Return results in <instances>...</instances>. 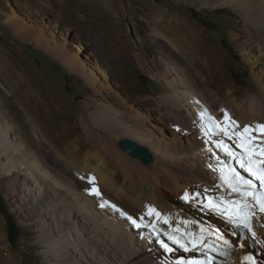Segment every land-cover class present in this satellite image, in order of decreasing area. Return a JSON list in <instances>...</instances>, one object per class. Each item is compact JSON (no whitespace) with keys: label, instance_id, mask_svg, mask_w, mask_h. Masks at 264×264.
Returning a JSON list of instances; mask_svg holds the SVG:
<instances>
[{"label":"rangeland","instance_id":"obj_1","mask_svg":"<svg viewBox=\"0 0 264 264\" xmlns=\"http://www.w3.org/2000/svg\"><path fill=\"white\" fill-rule=\"evenodd\" d=\"M63 1L0 0V63L3 66L0 70V108L9 117V120L4 121V125L14 132L12 136L15 138V141L10 139L8 142L15 148V152H7L6 158L17 163L27 175L30 170L36 171L38 177L35 182L40 189L46 182L49 186H62L68 191L69 198L63 207L75 205V200L80 199L78 195L85 193L84 197L88 199L83 201L90 200V204L96 206L94 209L92 207V210L98 214L105 234L108 231V237L104 234L99 240H111V244L117 249L127 237L136 241L135 236L139 234L137 230H129L134 226L130 225L127 216L137 221L144 216L146 223L154 221L155 217L145 215L148 207H152L163 217H169L167 224L170 225L171 218L181 210L184 203L179 197L175 199L167 195L170 186L167 183L171 180L167 179L168 173L163 172V168L158 166L156 173L149 177L151 181H148L146 176L135 174L137 168L140 171L147 170L152 162L143 164L127 155L119 148V142L129 139L142 147L146 146L136 135L119 129L108 132L101 125L92 122L95 111L100 109L99 104L104 105L109 112H114V115L117 113V120L121 125L138 127L144 133L150 132L156 137H162L161 127H164V139L169 141L170 138H175L180 146L186 148L187 139L181 137L184 125L181 120L187 118L189 112L181 108L180 102L173 100L169 94L168 84L173 77L172 72L168 75L159 73L161 68H157L149 56V53L154 54L157 51V46L153 43L151 28L145 26L141 19V16L146 14L143 0H110L120 6L119 12L125 16L112 27L111 23L105 24L108 25L106 29H115L122 47L130 49L131 58H115L111 54L100 53L101 46L89 35L91 32L79 27L85 20L83 12L74 11L69 15L68 7ZM200 1L147 0L150 4L164 9L167 5L171 6L179 16L188 19L202 30L208 44L214 46L221 54V70L237 92L214 96L201 81L192 78L191 85L202 110L207 111L209 116L219 123L223 122L224 112H227L230 119L238 124L235 132H242L246 125L255 128L257 124H264V90H260L255 83V77L264 75V61H252L250 53V48L256 44L260 51H263L261 52L264 57V0H210V6L206 7L200 6ZM85 2L86 0H79L78 6ZM129 7L131 11L128 10ZM34 11L41 12L43 16L37 17L33 14ZM12 15L18 16L21 24L17 23V19ZM112 16L115 19L116 14ZM41 19L46 20L41 25L49 34L40 36L41 44H35L30 40L39 35L25 34L27 31L24 33L23 25ZM138 23L141 25L138 26ZM16 31H21L23 36L16 34ZM148 48H151L149 52ZM76 52L79 59L71 61L72 54ZM252 62L258 66L257 70H252ZM169 67L172 69L171 65ZM99 69L105 72V80L99 75ZM86 70H91L92 74L89 75ZM22 94L30 101L26 102ZM35 103L41 106L40 110H32L31 106ZM80 113L84 115L82 121L78 118ZM134 113L141 115L143 120H137L133 116ZM44 115L56 123L51 125L56 132L51 128L44 129ZM68 123L73 125H65ZM186 124L189 122L186 121ZM84 127L93 132L94 139L106 140L112 145L111 150L128 158L132 162L130 166L121 167L106 159L101 149L89 140L85 141ZM81 141L85 142V147H82ZM86 153L90 155L85 156ZM0 161L2 174L1 166H5V160ZM90 167L94 170H85ZM192 170H196L200 178L185 180L183 175L173 172L175 181L180 183L178 188L185 186L186 192L196 196L195 201L203 203L205 192V196L208 193V196H213L207 188V181L200 176L203 172L201 166H194ZM18 171L21 169L0 175V264H66L67 261L55 257L48 246L36 245L43 229L53 230V222L43 215L28 216L26 211L22 214L17 212L21 206L31 207L30 200H34L35 196L38 198V194L31 196L23 190L26 184L35 188L31 183H17V177L21 178L17 175ZM41 171L47 175L44 179H41ZM78 173L83 179L77 176ZM156 174L160 176L161 181H156ZM89 176L94 178V185L88 183ZM93 186L98 189L100 197L89 194V189ZM57 200L54 194L48 193L42 201L35 199L40 208L44 206L48 209L53 205L57 206ZM104 201L116 205L120 211H114L107 206L101 208L100 203ZM78 203V206L83 205L80 201ZM3 212L13 219V241L8 236ZM120 212L125 213L126 217H122ZM209 215L210 213H203L201 210L193 219L200 227L210 229V234L219 236L223 227L215 223L216 219H210ZM167 224L161 221L157 228H166ZM73 228V225L70 226V229ZM143 230L149 231L147 228ZM46 237L54 248H63L61 244L64 240L59 241L62 236L51 234ZM52 238L56 241L51 240ZM74 238L79 239L77 234H74ZM82 238L85 239V236ZM155 239L152 242L155 243ZM135 249L142 250L143 246ZM156 250L159 252L158 246ZM166 256L158 258L161 261L163 258L173 259ZM72 261L74 264H85L79 255L73 256Z\"/></svg>","mask_w":264,"mask_h":264},{"label":"bare ground","instance_id":"obj_2","mask_svg":"<svg viewBox=\"0 0 264 264\" xmlns=\"http://www.w3.org/2000/svg\"><path fill=\"white\" fill-rule=\"evenodd\" d=\"M63 2L68 7L69 15H71L74 11L83 12V17L85 20H83L79 27L81 28V30L84 29L86 32H91L90 34H87H89L92 39L97 42L99 46H101L100 53L103 52V55L111 54L115 58L116 56L131 58L130 49L122 47L123 45L121 43V40L119 39L118 34L115 32V29L105 28L110 23V27L116 25V22L118 20L120 21L121 18H124L125 15L119 12V5L118 7L116 4L111 3L110 0H86V2L83 3L82 6H78L79 0H64ZM143 2H145L146 14L145 16H141V19L145 26L151 28V34H153V43L157 46V51H155L154 54L149 53V56L152 62L157 66V68H161V71H159V73L168 75L169 72H172L173 77L171 78L170 84H168L170 90L169 94H171V98L173 100L180 102L181 108L183 107V109H186L189 112L186 115L187 118H183L181 120L184 123V125H182L183 132L181 133V137H185L187 139V148L180 146V144H178V140H176L175 138H170L169 141L164 139L163 137L166 136L164 127H161V129L164 130H161L160 132L162 137H156L153 136V134H151L150 132L144 133L142 129L138 127L121 125L120 122L117 120V113L116 115H114V112H109L106 109V106L104 105L101 106L99 104L100 109L95 111V116L93 117L92 122L94 121L95 124L101 125L102 128H104L108 132L117 131V129H119L128 132L131 135H136L140 139V141L147 147L143 148H146L151 153L153 160L151 161L152 164L149 168H146L147 170L144 169L143 171H140L137 168V170L134 171L136 175L143 177L146 176L147 180L149 181V177L153 176V174L156 173V169L158 168V166L163 168V172L168 173L167 179L171 180V182L167 183V185H170L166 192L167 195L175 199L179 197L183 200L184 203V205H182L183 207H181V210H179L178 213H175L171 218V224H167L168 226L166 228L160 226L159 229V231L161 232V238L168 244L171 251L165 252L164 249L158 246L159 252H157L155 245L150 246L146 240H139L138 236H135V239H137L136 241L131 240L129 237H127L125 242L123 241L121 243V247L117 249L113 247V244H111L113 242H111V240L106 242L99 240V238L104 236L105 234V231L103 230L104 226L102 227V223H100L99 221L98 214L96 215V213L92 210L93 206L90 204V200L89 202L83 201L88 199L84 197L86 196L85 193H80L81 195H78L80 196L79 201L83 205H85V207L83 205L78 206L77 204H79V201L76 200L75 205H66L63 207V205L67 204V198H69L67 197L69 193L68 191H66L62 186H49L46 182H44L43 188L40 189L38 187V184L35 182V178L38 177V173L36 171L30 170L29 175H27L21 167L17 166V163H14L9 158H6L7 152H15V148L11 147L12 145L8 144L10 139H13V141H15V138H13L12 136L14 132L4 125V121L9 120V117L6 113L2 111L1 108L0 160H5V166L2 164L3 166H1V168L3 171L2 174L0 171V175L3 176L6 173L10 174L11 172H15L16 170L21 169V171H18L17 173V175L21 177L20 179L17 177V183L20 184V181H24L27 183H31V185L37 188H31L29 187L30 185L27 184L24 185V191H26L31 196H35L36 194H38V198L35 196L33 197L34 200L29 199L30 203H32L31 207L21 206L17 210V212L22 214V212L26 211L28 216H30L31 214L38 216L43 215L44 217L50 219L53 222V230L50 231L49 229V231H46L43 229V233H40L41 236L39 239H37L36 245L42 247L48 246L51 249L52 254L55 257L58 256L59 259H62L63 261H67L66 264H74V261H72L73 256L76 257L77 255H79L80 260L85 262V264H171V260L163 258V260L161 261L158 256L161 257L163 255H167L166 257H169V259L178 258L180 256L179 253L184 251L177 245L173 244L171 241L167 240V234L169 232H174L175 229L178 228L180 229L179 234L190 232L193 235L198 236L202 227H200V224L195 222L194 217L198 216L201 210H203V213H210V219H216L215 223L223 227V232H221L219 236L222 237L223 240L227 241L229 245H231V250L229 251V255L226 258L224 256L217 255L216 252H211V254L216 255L220 257V259L225 260V264H240V258L234 253V246L236 243V240L234 239V234H236V231L238 229H234L230 224L227 223V221L223 217H221L217 213L209 212L204 209L202 202L198 200L186 201L185 199H183L184 193L187 191V189L184 188L185 186H180L181 189L178 188L180 183L178 182L179 184H177V181H175L176 177H174L173 173L176 172L177 174L183 175V179L185 180H194L200 177L197 176L198 174L195 172L196 170L193 171L192 169L194 166L196 168L201 166L203 172H201L202 174L200 176L204 179V181H207V188L209 189V192L211 193L213 198L215 197L216 200H221L222 198L228 200L240 199V197L233 193L229 195L230 191L220 181V176L218 174V166L223 163L222 160H224V158L220 156L218 152L213 151L212 148L204 140L205 134L202 132L201 129L202 125H206L207 122L202 121L200 118V113L203 110L201 108L200 101H198V98L195 96V91L191 85V79L196 78L201 81L204 84L205 88L214 96L225 95L228 92L237 91L231 85V83L228 81V79L221 70L222 58L220 52L214 46L208 44L207 37L202 30L198 29L188 19L184 18L183 16H179L178 13L175 12L171 6L167 5V8L164 9L161 6L150 4L149 2H147V0H143ZM209 2L210 0H201L199 2V5L202 7L210 6ZM105 6L107 7L105 8ZM130 9L131 8L129 7L128 10ZM33 14L39 18L43 16L42 13L39 11H34ZM112 14H116L117 18L115 17L114 19V15L112 16ZM12 17L16 18L17 20L15 21L21 24V20L18 19V16L12 15ZM45 21V19H41L40 21L35 20L33 21V23L30 24H22L23 28L25 29L24 33L27 31V33L25 34L33 33L39 35L31 39V42L35 44H41V40L39 37L49 34L44 30L43 26L41 25L42 23H45ZM106 23L108 25L105 26ZM139 25L141 24L138 23V26ZM15 33L23 36V33L21 31H16ZM151 48H148V52ZM261 51L260 47H258L256 44L252 46V48H250V53L252 54V61H264V57L262 54L263 51ZM78 59L79 56L77 52L72 54L71 61H77ZM252 63L253 64H250L252 70H257L258 66H256V63ZM169 65H171L172 69L169 67ZM1 69H3V66L0 63V70ZM86 71H88L89 75L92 74V72H90L91 70ZM98 71L101 78L105 80V72L100 69ZM255 83L257 84L256 86L260 90H264V75H262L260 78L255 77ZM21 96L26 102L30 101L29 98H25L27 96H24V94H22ZM31 108L32 110L35 108L40 110L41 106L39 107L35 103L31 106ZM133 116L137 120H141L143 118L141 115H137V113H134ZM36 118H38L37 115ZM78 118L81 121L82 119L84 120L83 113L78 114ZM43 120L44 129L46 128V130H50L51 128V130L56 132L55 128L51 127V125H56V123L52 121L49 116L44 115ZM186 121L189 122V124H186ZM65 125H73V123H68ZM84 131L86 136L85 141L87 139L91 143H93L95 147L101 149L106 159L114 162L115 165H119L121 167L126 165L130 166L129 164H131L132 162L128 158L122 156L121 154H118L114 150H111L112 145L110 143H108L106 140L101 141L94 139L93 132L86 127H84ZM251 134L256 136L259 135L258 133ZM215 135L223 136L226 141H229L231 143V149L234 153L243 151L240 147H238V144L241 140L240 137L232 135V138H229L224 136L223 132H220L218 130L216 131ZM232 139L235 142L232 141ZM81 143L82 147H85V142L83 143L81 141ZM257 143L259 144V140L257 141ZM88 154L89 153H86L85 156H88ZM216 157L219 159H217ZM92 169L94 170V168L90 167L85 170L91 172ZM97 174H99V172ZM46 176L47 175L43 171H41V179H44V177ZM77 176L82 177L80 173H78ZM156 177V181L158 179L160 180V176L157 175ZM73 183L75 184V182ZM194 188L195 187H193V189ZM46 193L50 195L54 194V196L58 198L57 206L53 205L48 209L44 208V206L43 208H40V205H37V201H42V198L46 197ZM60 194L61 196L59 197ZM205 194L206 192L204 193V196ZM78 196H76V198H78ZM194 197L196 196L194 195ZM35 199L37 201H35ZM77 223H79L80 226H78ZM253 224L256 228V232L258 233V237L264 240V222L261 219H257L253 221ZM72 225L74 228L70 229V226ZM132 229L133 228L131 227L129 228L130 231ZM137 233L140 234V230H137ZM51 234H58L59 236H62L59 241L64 240L63 244H61L60 242L63 248H54L52 246V244L48 241V237H46L47 235ZM74 234H77L79 239L76 240L74 238ZM106 234H108V231ZM82 236H85V239L82 238ZM206 237H210V239L208 240L209 245L217 244L221 249L225 247V245L221 241L216 239V235H212V233L210 234V232H207ZM51 240L56 241L55 238H52ZM151 241L154 240L152 239ZM152 243L154 244V242ZM256 245L264 254V246L258 244ZM141 246H143L142 250L135 249L136 247L140 248ZM189 247L191 246L189 245ZM201 251H203V249H201Z\"/></svg>","mask_w":264,"mask_h":264},{"label":"snow or ice","instance_id":"obj_3","mask_svg":"<svg viewBox=\"0 0 264 264\" xmlns=\"http://www.w3.org/2000/svg\"><path fill=\"white\" fill-rule=\"evenodd\" d=\"M200 118L202 121L207 122L206 125H202L201 129L205 136L210 134L215 135L218 130L223 132L226 137L231 138L232 135H236L241 138L238 147L243 150L244 154L239 161L240 167L244 168L251 177V179H245L234 169H228V174L225 176L224 169H221V179L230 189L229 195L236 193L240 196V199L216 200L213 197L204 196L203 208L209 212L217 213L234 229H239L242 234H247L248 238L255 244L264 246V240L257 236L253 226L254 220L264 218V124H257L255 128L246 125L242 132H235L234 129L238 127V124L235 120L230 119L227 112H224L222 123L217 122L211 116L207 115L206 111L200 113ZM177 130L179 131V129ZM254 132L259 135H252L251 133ZM258 140L259 144L257 143ZM217 147L222 148L229 156H233V153L222 141L217 143ZM257 157L260 159H257ZM87 180L89 184L94 185L93 177L89 176ZM254 181H258V186ZM89 194L100 196L95 186L89 190ZM183 199L190 201L195 200L196 197L185 192ZM106 206L113 208L114 211H120L115 205L108 204L107 201L100 204L101 208ZM120 215L124 217L125 213L120 212ZM145 215L150 218L155 217V220L146 223L144 216H142L139 221L133 219L131 216H127L126 219L137 229L148 228L150 233L155 236L156 243H158L165 252H170L171 249L168 244L160 238L161 232L157 228V224L161 221L167 224L168 218L163 217L161 213L157 212L155 208L152 207H148ZM210 231V229L206 230L201 228L198 236L190 232L179 234L180 229L178 228L175 229L174 232H169L167 234V240L183 249V251L201 252V255L206 257L204 260H177L176 264H215L213 256L209 255L211 252H216L217 255L226 258L231 250V245L218 235L216 239L221 241L225 247L221 249L217 244L209 245L208 240L210 237H206V233ZM189 245L191 247H189ZM201 249H203V251H201ZM240 264H259V262L254 255H242Z\"/></svg>","mask_w":264,"mask_h":264},{"label":"water","instance_id":"obj_4","mask_svg":"<svg viewBox=\"0 0 264 264\" xmlns=\"http://www.w3.org/2000/svg\"><path fill=\"white\" fill-rule=\"evenodd\" d=\"M119 148L127 155L139 160L143 164H148L152 161V155L146 148L129 139H122L119 142Z\"/></svg>","mask_w":264,"mask_h":264},{"label":"trees","instance_id":"obj_5","mask_svg":"<svg viewBox=\"0 0 264 264\" xmlns=\"http://www.w3.org/2000/svg\"><path fill=\"white\" fill-rule=\"evenodd\" d=\"M3 213H4V217L6 219V222H7L8 236H9L10 240L13 241V239H14V236H13V224H14L13 219L6 212H3Z\"/></svg>","mask_w":264,"mask_h":264},{"label":"flooded vegetation","instance_id":"obj_6","mask_svg":"<svg viewBox=\"0 0 264 264\" xmlns=\"http://www.w3.org/2000/svg\"><path fill=\"white\" fill-rule=\"evenodd\" d=\"M220 137H223V136H220Z\"/></svg>","mask_w":264,"mask_h":264}]
</instances>
